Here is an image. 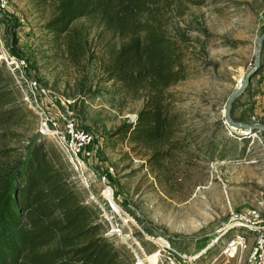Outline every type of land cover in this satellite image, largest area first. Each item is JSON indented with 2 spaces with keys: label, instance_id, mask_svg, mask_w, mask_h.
Here are the masks:
<instances>
[{
  "label": "rangeland",
  "instance_id": "rangeland-1",
  "mask_svg": "<svg viewBox=\"0 0 264 264\" xmlns=\"http://www.w3.org/2000/svg\"><path fill=\"white\" fill-rule=\"evenodd\" d=\"M202 1L169 29L186 53L189 77L165 91V108L176 118L168 149L114 134L132 123L144 104L102 71L101 62L107 63L120 45L118 38L102 32L94 20L76 21L72 27L84 28L89 51L75 65L64 37L44 28L57 0H9L0 18V53L27 61L29 77L48 95L41 98L43 108L61 129L70 120L94 135L79 155L82 168L76 172L52 138L39 135L35 107L0 62V116L7 117L0 123V179L13 183L34 146L44 143L59 156L64 177L105 223L104 235L122 247L130 264L137 243L148 254L156 239L198 253L219 230L221 241L237 230L231 219L264 221V133L249 134L225 119L228 98L251 77L232 104L230 119L264 125V40L256 58L264 35V0ZM255 97L262 99L257 106ZM256 132L263 145L253 137ZM105 188L117 212L108 205ZM117 228L121 238L113 233ZM6 240L0 230V264L14 260ZM205 256L197 264L207 262Z\"/></svg>",
  "mask_w": 264,
  "mask_h": 264
},
{
  "label": "trees",
  "instance_id": "trees-1",
  "mask_svg": "<svg viewBox=\"0 0 264 264\" xmlns=\"http://www.w3.org/2000/svg\"><path fill=\"white\" fill-rule=\"evenodd\" d=\"M202 3L57 0L44 28L64 37L75 65L89 51L84 28L72 27L76 21L94 20L102 32L118 38L120 45L111 50L107 63L101 62L102 71L133 98L142 97L144 104L135 120L114 134L137 145L168 149L176 118L165 108V91L189 77L183 64L186 53L169 29L190 6ZM5 121L7 117L0 116V123ZM27 159L13 183L0 179V230L14 255L8 264H130L122 247L104 235L105 223L98 222L92 207L80 200L75 184L64 177L59 156L39 142Z\"/></svg>",
  "mask_w": 264,
  "mask_h": 264
},
{
  "label": "built area",
  "instance_id": "built-area-1",
  "mask_svg": "<svg viewBox=\"0 0 264 264\" xmlns=\"http://www.w3.org/2000/svg\"><path fill=\"white\" fill-rule=\"evenodd\" d=\"M8 4L9 0H0V18ZM0 62H4L12 75L17 78L16 82L24 93V100L35 107L39 119V135H47L52 138L56 147L73 165L74 170L79 172V169L82 168V159L79 155L87 145L92 144L93 133L77 127L70 120L65 121L64 128L61 129L60 122L43 108L41 98L44 99L48 95H46L45 89L41 88L37 79L29 77L28 64L25 59L0 53ZM257 133H254L253 137L263 145ZM262 165L264 167V159H262ZM82 182L86 184L85 178ZM106 190L107 188L102 192L104 193ZM106 201L111 210L117 212L112 198L106 197ZM231 224L235 225L237 229L235 232L221 241L219 237L223 232L219 230L218 235L198 253L176 249L170 242L156 239L151 240L155 249L148 254L144 247L137 243L136 249H132L134 260L131 264H197L200 261L199 258L204 255H206L207 261L204 264H264V221L242 217L236 221L231 219ZM113 233L120 237L122 231L117 228ZM123 243L128 245L126 240ZM150 257H154V262L149 260Z\"/></svg>",
  "mask_w": 264,
  "mask_h": 264
},
{
  "label": "water",
  "instance_id": "water-1",
  "mask_svg": "<svg viewBox=\"0 0 264 264\" xmlns=\"http://www.w3.org/2000/svg\"><path fill=\"white\" fill-rule=\"evenodd\" d=\"M264 40V35H262L259 39H258V45H257V59L259 56V51L261 49L262 46V42ZM251 77H246L245 81L242 85H240L228 98L226 106H225V119L227 122H229L232 126H235L239 129L244 130L245 132L251 134L254 131H258V132H263L264 133V125L261 124H253V125H245V124H241V123H235L230 119V109L232 104L234 103L235 100H237L238 98H240L246 89L247 84L249 83Z\"/></svg>",
  "mask_w": 264,
  "mask_h": 264
},
{
  "label": "bare ground",
  "instance_id": "bare-ground-1",
  "mask_svg": "<svg viewBox=\"0 0 264 264\" xmlns=\"http://www.w3.org/2000/svg\"><path fill=\"white\" fill-rule=\"evenodd\" d=\"M104 194H105V197H110V199L112 198V193L110 192V190H106L105 192H104ZM149 260L151 261V262H154V257H150L149 258Z\"/></svg>",
  "mask_w": 264,
  "mask_h": 264
},
{
  "label": "crops",
  "instance_id": "crops-1",
  "mask_svg": "<svg viewBox=\"0 0 264 264\" xmlns=\"http://www.w3.org/2000/svg\"><path fill=\"white\" fill-rule=\"evenodd\" d=\"M29 33V32H28ZM27 62V61H26ZM28 64V63H27ZM262 99H260V97H255V103H256V106L259 104V102L261 101ZM264 122V121H262ZM261 122V123H262ZM263 124V123H262Z\"/></svg>",
  "mask_w": 264,
  "mask_h": 264
}]
</instances>
